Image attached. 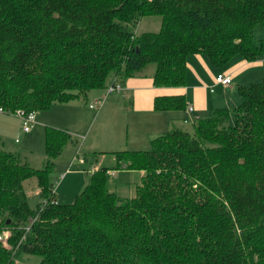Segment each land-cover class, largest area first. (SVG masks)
I'll use <instances>...</instances> for the list:
<instances>
[{
  "label": "trees",
  "instance_id": "trees-1",
  "mask_svg": "<svg viewBox=\"0 0 264 264\" xmlns=\"http://www.w3.org/2000/svg\"><path fill=\"white\" fill-rule=\"evenodd\" d=\"M145 16H159L158 30L134 33ZM255 25L264 29V0H0V108L44 110L149 63L154 86H182L189 54L216 66L264 59ZM237 93L238 105L195 118L192 134L114 151L113 169L143 171L131 197L110 191L100 167L72 203L41 207L73 141L63 130L44 127L41 168L0 150V264H19L18 254L36 264H264V73ZM153 108L182 109V96ZM31 177L34 209L21 185Z\"/></svg>",
  "mask_w": 264,
  "mask_h": 264
},
{
  "label": "crops",
  "instance_id": "crops-1",
  "mask_svg": "<svg viewBox=\"0 0 264 264\" xmlns=\"http://www.w3.org/2000/svg\"><path fill=\"white\" fill-rule=\"evenodd\" d=\"M145 68L127 77L124 81L112 78L122 85V89L117 92L105 93L104 88L101 91L90 90L88 96L98 107L95 116L90 113L87 116L84 114L85 107L75 102L77 97L64 103H53L44 110L36 111L35 123H32L27 132H23L20 128V120L16 116L0 112L1 146H4L3 140L4 142L5 140L10 141L16 133H20L24 141L35 140L37 136V141H42L43 145L44 126L63 130L73 139L65 146L68 143L73 145V149H68L74 152L72 163H76L79 171L85 174V180L91 174L89 169L107 167L106 174L108 179H111L110 183L107 182L108 189L117 193L125 188L133 193V188L143 171L113 169L114 156L112 153L119 150H147L151 139L157 136L172 129L185 131L188 124L192 128L197 117L205 116L214 109L231 108L238 105L240 97L237 87L256 82V78L264 70V59L259 57L256 60L247 61L235 55L224 65L216 66L203 54H189L185 59L184 84L178 87L154 86L153 69L144 70ZM217 74H230L229 85L222 86L215 83L214 77ZM176 95L182 96V109L155 110L153 108L155 98ZM188 106L191 107L189 112L186 111ZM2 115H10L11 118H5ZM93 118L94 120L89 121ZM95 122L96 134L84 143V150L88 151L87 153H90L92 157V163H90L86 153L80 152L83 146L77 143V138L86 132L88 124L93 125ZM99 131L101 134H98ZM14 141L17 142L16 139ZM70 152L65 162H58L59 167H64L69 160L71 161V159L68 160L71 158ZM78 157L83 159V163H77L76 158ZM104 159H108L107 165L103 164ZM66 170L60 174V179L54 186V195L58 202L60 200L66 202L61 197L74 198L81 183L79 174Z\"/></svg>",
  "mask_w": 264,
  "mask_h": 264
},
{
  "label": "rangeland",
  "instance_id": "rangeland-1",
  "mask_svg": "<svg viewBox=\"0 0 264 264\" xmlns=\"http://www.w3.org/2000/svg\"><path fill=\"white\" fill-rule=\"evenodd\" d=\"M160 24V18L159 16H145L142 17L137 24L135 25V27L133 28L134 33L139 34L141 32H154L158 30ZM264 38V29L262 28L261 25H255L252 31V40L255 44H258L260 39ZM146 68L144 70L147 69H154V65L149 63L145 66ZM264 73V70L262 71V73L258 76V78H256V82L260 81L262 75ZM222 85V84H221ZM223 86V85H222ZM92 90H99L101 91V89H92ZM90 91V90H89ZM87 91L85 94H81L77 99H76V103H79L80 105L85 107V111L84 114L87 116V114L90 113V115L95 116L97 113V105L94 104V102H92V99L88 96V92ZM88 105H92L93 108L89 107ZM5 118H11L10 115H2ZM118 118L119 115H118ZM121 119V118H120ZM94 120L90 119L89 121ZM34 123H35V119H34ZM33 123V124H34ZM89 123V122H88ZM118 126H120V124H118ZM46 127V126H44ZM43 127V129H44ZM95 127H96V122L92 125V124H88L87 126V130L86 132H84L83 134H81L78 138H77V143L81 144V151H84V153H86V157L88 160H90L91 162V156L90 153H87L88 151L84 150V143H87L88 140L90 139V137L92 135H95ZM187 133L192 134L193 133V129L191 128V125L188 124L186 130ZM98 134H101V131L98 132ZM8 137V136H7ZM6 137V138H7ZM14 139H16L17 142L14 141ZM38 137L36 136L35 140L31 139V140H23L20 137V133H16L11 139L9 140H3V145L1 146V141L0 140V150L3 149V151H9V152H13V153H19V157L20 159H22L23 161H25L29 166L33 167V168H41L44 165L45 162V155L43 153V145H42V141H37ZM85 141V142H83ZM69 148L73 149V145L71 143H68L65 147H63L61 153L59 154L58 160L56 162V164L54 165L53 169H51L50 171V179L53 181L52 183H54L56 185V183L59 181L60 179V174L65 172V169H67L66 171L70 172V173H74V174H79L80 175V185L78 186V190L76 193H78L83 186L85 185V183H87L85 180L86 176L84 173H82L81 171H79L80 169L78 168L76 163H72V159L74 157V152H70V150H68ZM69 152L71 154V161L64 166V167H59L58 162H65V160L67 159V157H69ZM79 152V153H80ZM81 154V153H80ZM106 156H109L108 154H105ZM107 160L108 159H104L103 164L107 165ZM98 165V164H97ZM55 180V181H54ZM108 183L111 182V179H108L107 181ZM22 190L24 192L25 195V199L28 203V206L31 209H34L37 205V203L39 202V197H38V188L36 186L35 183V179L33 177L24 180L22 183ZM53 185V186H55ZM80 187V188H79ZM75 191V189H74ZM71 192V191H68ZM67 192V193H68ZM117 194H119L120 196H124V197H131L133 195V193L130 192V190H126L125 188H123V190L121 191H117ZM64 201L63 203H72L74 198L70 196V198L66 197V198H62ZM60 202H62L60 200ZM3 236H6V232L5 234H2ZM39 261V258L37 256L34 255H24V254H18V258H16V262L19 264H36Z\"/></svg>",
  "mask_w": 264,
  "mask_h": 264
},
{
  "label": "built area",
  "instance_id": "built-area-1",
  "mask_svg": "<svg viewBox=\"0 0 264 264\" xmlns=\"http://www.w3.org/2000/svg\"><path fill=\"white\" fill-rule=\"evenodd\" d=\"M230 80H231L230 74H217L214 77V82L222 84L223 86H228L230 83ZM121 89H122V85L119 82L115 81V82H111L110 84L106 85L104 88V92L105 93L114 92V91L117 92ZM89 107L93 108L92 105H89ZM186 111L187 112L191 111V107L188 106L186 108ZM0 112L16 116L20 120V126H21L20 128H21V131L23 132H27L29 130L32 123H34L35 114H36V111H25L20 108H17L13 111H6L0 108ZM76 161L78 164L83 163V159L81 157L76 158ZM88 171L89 173H93L95 169L91 168ZM51 192L53 196L50 197L49 199H46V198L40 199L41 207L44 206L45 204L55 205L58 203L57 199L54 197V187L52 188ZM2 234H5V232H3ZM2 234L0 235V241H2L3 238L5 237Z\"/></svg>",
  "mask_w": 264,
  "mask_h": 264
}]
</instances>
